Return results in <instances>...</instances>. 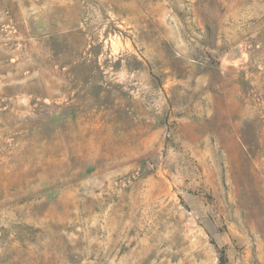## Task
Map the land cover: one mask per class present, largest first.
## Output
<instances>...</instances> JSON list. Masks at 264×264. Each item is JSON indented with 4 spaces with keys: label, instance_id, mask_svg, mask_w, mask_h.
<instances>
[{
    "label": "rangeland",
    "instance_id": "rangeland-1",
    "mask_svg": "<svg viewBox=\"0 0 264 264\" xmlns=\"http://www.w3.org/2000/svg\"><path fill=\"white\" fill-rule=\"evenodd\" d=\"M0 264H264V0H0Z\"/></svg>",
    "mask_w": 264,
    "mask_h": 264
}]
</instances>
